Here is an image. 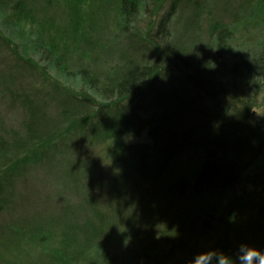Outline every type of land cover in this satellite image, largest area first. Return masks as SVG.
I'll use <instances>...</instances> for the list:
<instances>
[{
    "label": "rangeland",
    "instance_id": "1",
    "mask_svg": "<svg viewBox=\"0 0 264 264\" xmlns=\"http://www.w3.org/2000/svg\"><path fill=\"white\" fill-rule=\"evenodd\" d=\"M128 2L125 5L123 0H0V135L22 149L37 139L47 141L57 136L51 162L45 161L40 169L30 170L25 181L13 189L15 196L11 195L8 202L2 201L4 196L0 195L5 204L0 209V264H62L56 263L54 250L60 249L58 254L62 255L72 245L62 247L58 239L56 243L49 239L41 241L34 232L48 228L59 234L61 230L57 228H67L72 220L74 224L88 225L89 229L76 227L75 242L91 246L92 258L100 263L108 255L116 260L128 251L130 255L126 253V259L121 257L120 263L191 264L197 254L212 249L236 255L239 244L250 241L251 223L264 206V78L257 80L255 68H242L237 74L239 81L234 80L232 67L225 72L215 70L224 75L226 85L238 84L235 91L242 96L263 144L260 156L247 170L241 185L232 190L212 192L192 185L204 163L205 153L200 145L180 154L158 176L149 129L122 136L89 133L81 138L78 134L64 137L75 120L94 109L87 102L73 101L75 92L103 101L97 92L101 87L120 79L130 68L154 66L159 61L145 46L158 30L170 1L139 0L134 3L136 11L124 8L133 4ZM245 6L244 0H180L168 25V41L198 60L200 50L215 44L216 25L229 27L235 18L241 20ZM235 26L231 30H236L239 46L250 54L254 48L250 35L261 30V21ZM89 76L97 90L87 85ZM227 90L231 96L236 95L234 89ZM43 113L46 114L40 117ZM128 147L149 149L145 151L148 181L143 182L133 162L116 163L113 152ZM100 158L111 168L110 177L100 170V177L97 176L94 164ZM78 161L83 167H93V181L87 194L84 188H73L67 200L63 195L57 196L56 178L60 180L62 168L79 167ZM180 182L190 183L191 188L184 193L163 195L165 187ZM150 190L157 195L150 196ZM212 212L213 224L204 230L200 224ZM192 223H196L193 230ZM131 231L138 234L136 238L143 237L150 254L160 260L139 258L142 245L130 235ZM228 231L230 242L225 244ZM182 232L186 239L192 237L195 252L181 253L172 260L166 244L175 233ZM86 233L93 244L87 243ZM263 246L264 233L255 247L264 249Z\"/></svg>",
    "mask_w": 264,
    "mask_h": 264
},
{
    "label": "trees",
    "instance_id": "2",
    "mask_svg": "<svg viewBox=\"0 0 264 264\" xmlns=\"http://www.w3.org/2000/svg\"><path fill=\"white\" fill-rule=\"evenodd\" d=\"M123 1L125 5L127 1L133 3L124 7L126 10L128 7L133 10L135 9L134 3L139 0ZM168 2L166 12L158 23V30L152 33V36L149 37L150 41H147L149 44L145 46L148 53L159 60L158 64L130 68L120 79L111 81L100 90H97L93 77L89 76L87 85L91 84V88L95 87L103 101L97 102L90 96L75 92L72 97L73 101L87 102L94 109L91 113H85L80 119L75 120L68 127L64 137H73L78 134L81 138L89 133L122 136L126 133L149 129L156 151L155 164L158 176L167 170L180 154L191 151L196 145H200L205 153L204 163L198 171L196 182L192 185L196 189L212 192L232 190L241 185L247 170L260 156L263 144L258 140L259 129L242 102V96H239V92L235 91L238 84L226 85L224 75H218L215 70L220 68L225 72L232 67L233 78L235 81H239L240 76L237 74H240L238 72L242 68L250 70L255 68L257 80L264 78V37L262 36L264 35V0H244L246 9L242 13L243 16H240L242 21L235 18L234 24L229 27L217 24L216 36L213 37L215 44L208 49L200 50L198 60H193L188 52L173 46L168 41L170 37L168 25L177 13L180 0H168ZM254 20L261 21L262 28L258 33L250 35V41L254 48L250 50L249 54L239 46L235 37L236 30H231V28H236L235 25L242 22L248 26L249 22ZM142 45L145 44L142 43ZM208 64L209 66H207ZM212 65L213 67H210ZM212 75L215 76L212 77ZM227 89H234L237 96H231ZM45 114L43 113L40 117ZM37 116L36 118L39 120L40 118ZM56 138L57 136H52L47 141H38L37 139L30 146L22 149L15 145L16 142L13 143L8 140V137L0 135V156L4 154L1 157L2 160L0 159V195L4 196L2 201L6 203L11 195L15 196L12 193L13 189L16 190V185L19 182L25 181L24 177L30 173V170L40 169L45 161L51 162L56 153L57 144L54 143ZM146 150L149 149L128 147L123 151L118 149L113 153L116 155V163L122 165L133 162L144 182V180L148 181L149 177ZM77 163H80L77 168L71 165L69 168L67 166L66 170L62 168L60 180L57 178L55 180L56 195L59 197L63 195L66 200L68 193L73 188H84L83 191L87 194V189L92 185L93 180L90 177L93 167H83L81 162ZM94 165H97L95 171L97 176L100 177L99 170L102 175L108 177L112 175L111 168L108 169L101 158ZM98 165L103 169H99ZM83 176L87 178L85 181ZM190 188V183L186 182L169 184L165 187L163 195H170L172 192L184 193ZM145 190L144 193H146ZM157 193L150 190V196L157 195ZM92 194L94 193L92 192ZM138 204L142 205V201L139 199ZM4 206L5 204L0 201V209ZM68 211H72L71 206ZM214 217V212L207 215L200 226L202 225L205 230L213 224ZM254 218V223H251L250 227L252 236L249 244L252 246L257 245L258 239L264 233V222H262L264 206L258 210L257 216ZM86 226H88L86 223L83 225L74 224L72 220L67 228H57L61 230L59 234L44 228L41 232L35 231L34 236L41 241L49 239L48 241L55 243L58 239L62 247L72 245L73 248L69 249V252H63L62 255H59L60 249L54 248L53 256L57 260L56 263L77 264L80 261H87L90 264H123L120 262L126 253L129 254L128 249H125L127 252L122 253L116 260L113 256L108 255L107 260H102L104 263H100L92 258L91 246L83 247L76 244V227L85 229ZM190 226V229L194 227L193 230L196 228V223H192ZM86 229L89 228L86 227ZM189 231H187V235ZM131 232V236L138 237L135 231ZM229 233V231L226 232L225 244L230 242L231 234ZM85 235L87 243L93 244L91 238L87 237L89 233ZM200 235L203 236L201 233ZM190 238L192 239V237ZM190 238L186 239L185 232L175 233L172 239L169 238L170 240L166 244L169 258L173 260L176 255L181 253L195 252ZM144 240L143 237L135 240L142 245V251L138 252L139 258L151 261L160 260L157 255L153 257L150 254ZM96 244L98 245V243ZM151 245L155 246L156 244L151 243ZM129 261H131V257H129Z\"/></svg>",
    "mask_w": 264,
    "mask_h": 264
},
{
    "label": "clouds",
    "instance_id": "3",
    "mask_svg": "<svg viewBox=\"0 0 264 264\" xmlns=\"http://www.w3.org/2000/svg\"><path fill=\"white\" fill-rule=\"evenodd\" d=\"M236 219L235 215L232 217ZM264 264V249L252 246L248 242H241L236 255H230L223 250L212 249L207 252L199 253L191 264Z\"/></svg>",
    "mask_w": 264,
    "mask_h": 264
}]
</instances>
